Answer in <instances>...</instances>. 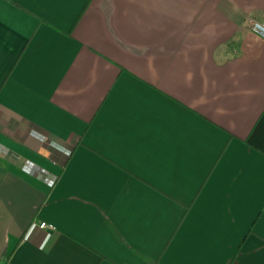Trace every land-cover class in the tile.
Wrapping results in <instances>:
<instances>
[{
    "label": "crops",
    "instance_id": "0c3cea01",
    "mask_svg": "<svg viewBox=\"0 0 264 264\" xmlns=\"http://www.w3.org/2000/svg\"><path fill=\"white\" fill-rule=\"evenodd\" d=\"M252 19L264 0H0V264H264Z\"/></svg>",
    "mask_w": 264,
    "mask_h": 264
},
{
    "label": "built area",
    "instance_id": "2783aa9c",
    "mask_svg": "<svg viewBox=\"0 0 264 264\" xmlns=\"http://www.w3.org/2000/svg\"><path fill=\"white\" fill-rule=\"evenodd\" d=\"M250 23H251L252 30L259 33L261 36H264V22L263 21L252 19ZM40 226L46 227V226H52V224H49L46 221H41Z\"/></svg>",
    "mask_w": 264,
    "mask_h": 264
}]
</instances>
